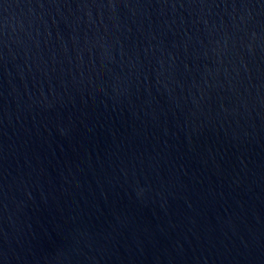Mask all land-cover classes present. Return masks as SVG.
<instances>
[{
  "label": "water",
  "instance_id": "obj_1",
  "mask_svg": "<svg viewBox=\"0 0 264 264\" xmlns=\"http://www.w3.org/2000/svg\"><path fill=\"white\" fill-rule=\"evenodd\" d=\"M0 264H264V0H0Z\"/></svg>",
  "mask_w": 264,
  "mask_h": 264
}]
</instances>
